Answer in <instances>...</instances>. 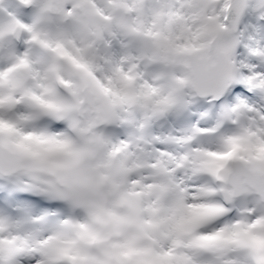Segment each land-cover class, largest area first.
Masks as SVG:
<instances>
[{"label":"clouds","instance_id":"clouds-1","mask_svg":"<svg viewBox=\"0 0 264 264\" xmlns=\"http://www.w3.org/2000/svg\"><path fill=\"white\" fill-rule=\"evenodd\" d=\"M0 264H264V0H0Z\"/></svg>","mask_w":264,"mask_h":264}]
</instances>
